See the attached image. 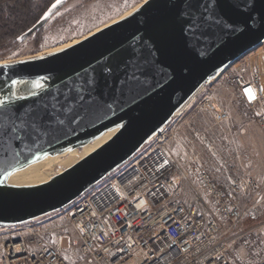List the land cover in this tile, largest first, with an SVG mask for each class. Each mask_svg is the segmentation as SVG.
I'll return each instance as SVG.
<instances>
[{"label":"water","instance_id":"95a60500","mask_svg":"<svg viewBox=\"0 0 264 264\" xmlns=\"http://www.w3.org/2000/svg\"><path fill=\"white\" fill-rule=\"evenodd\" d=\"M67 1L41 19L55 0L51 2L17 42L41 30ZM210 2L214 6V0ZM175 4L176 0H145L76 43L0 62V101L25 108L47 105L56 128L28 136L19 129L0 137V227L22 224L70 204L125 164L202 85L264 42V26L249 30L238 24L235 32H221L212 20L201 24L198 41H190ZM256 8L264 11V0H256ZM231 19L241 21L243 16L234 14ZM133 72L143 85L139 94L121 95L120 79ZM93 80L98 81L104 103L86 111L84 102L69 98L86 95ZM37 81L43 83L40 88L29 87ZM115 128L105 143L47 182L7 184L15 171L48 154L81 148Z\"/></svg>","mask_w":264,"mask_h":264},{"label":"built area","instance_id":"2783aa9c","mask_svg":"<svg viewBox=\"0 0 264 264\" xmlns=\"http://www.w3.org/2000/svg\"><path fill=\"white\" fill-rule=\"evenodd\" d=\"M222 77L264 132V76L248 54ZM210 91L211 82L202 85L188 106L206 111L215 124L226 123L229 111ZM174 116L123 166L61 210L0 227V264H235L224 236L241 220V199L255 182L229 174L214 179L199 170L185 196L168 149ZM255 264H264V257Z\"/></svg>","mask_w":264,"mask_h":264},{"label":"rangeland","instance_id":"374dc122","mask_svg":"<svg viewBox=\"0 0 264 264\" xmlns=\"http://www.w3.org/2000/svg\"><path fill=\"white\" fill-rule=\"evenodd\" d=\"M142 1L68 0L42 28L37 43L31 35L0 57V62L29 58L79 40ZM248 56L251 65L264 76V42ZM210 94L228 109L230 118L226 123L215 124L209 113L189 106L174 116L176 130L169 142L174 178L185 196L197 183L199 170L207 171L214 179L229 174L247 176L255 182L241 199V220L224 236L228 255L235 264H255L264 257V132L254 124L249 110L235 99L233 88L223 81L222 73L211 81ZM197 134L205 138L207 145L198 141ZM64 158L66 155L60 156ZM58 169L54 165L48 173L53 176ZM65 255L74 260L72 248H67Z\"/></svg>","mask_w":264,"mask_h":264},{"label":"snow or ice","instance_id":"6c2138e0","mask_svg":"<svg viewBox=\"0 0 264 264\" xmlns=\"http://www.w3.org/2000/svg\"><path fill=\"white\" fill-rule=\"evenodd\" d=\"M62 2L63 0H55V3L43 14L41 19H47L49 13ZM174 7L178 9L177 15L184 23L185 34L190 41H198L201 38V24L209 20H212L221 32H235L238 24H242L243 29L249 30L253 25L264 26V11L257 10L256 0H214V6L210 0H176ZM234 14L243 16V19L241 21L232 20L231 17ZM109 72L110 70H107L105 76ZM88 83L90 87L86 95L78 94L75 98H69L76 102H84L82 106L86 111L104 103L103 93L97 90L98 81L93 80ZM34 86L41 87L39 81L35 82ZM142 86L140 78L134 72L125 73L120 79L119 91L121 95H137ZM105 87H110L107 82H105ZM80 91L82 92L83 89ZM246 92L249 93V100H253L254 96L250 94L251 89H246ZM19 99H23V97H19ZM56 111L58 112L59 109ZM59 122L63 123V121ZM54 125L55 118L47 105L25 108L15 104L9 106L6 101H0V137L8 136L9 133L17 132L19 129H23L25 136L41 130L53 132L56 130Z\"/></svg>","mask_w":264,"mask_h":264},{"label":"bare ground","instance_id":"6f19581e","mask_svg":"<svg viewBox=\"0 0 264 264\" xmlns=\"http://www.w3.org/2000/svg\"><path fill=\"white\" fill-rule=\"evenodd\" d=\"M143 1H145V0H143ZM134 9L130 10L129 12H127L125 15H123L121 17L128 15ZM114 21H116V20H113V21L110 20V22L107 24H110ZM104 26H102V27H104ZM102 27H100V28H102ZM100 28L93 30L92 32H90L87 35H90V34L96 32ZM77 41L78 40H74L73 42H71L69 44L63 45L61 47H58L56 49H53V50L45 52V53H49V52L61 49L63 47H66L68 45L76 43ZM38 55H41V54H38ZM39 83L41 86L43 85L42 82H39ZM34 84H35V82L30 83L29 87L30 88H36L34 86ZM192 97L193 96H191L177 112H180L181 110L186 108L190 104ZM116 129L117 128L105 132L104 134H102L98 138L94 139L92 142H90L86 145H83L79 150L69 149V150H66L65 152H62L61 154H55V153L48 154L44 158H42L38 161H35V162L27 165L26 167L21 168V169L15 171L14 173H12L7 179V184L12 185V186H32V185H38V184L47 182L51 177L50 173H48V171L52 168V166L55 165V166L59 167V169L57 170L58 171L57 173L61 172L63 168L66 169V168L70 167L71 165H73L74 163H76L77 161H79L80 159H82L86 155L90 154L95 149H97L103 143H105L115 133ZM77 151H78V153H77ZM63 155H66V158L60 159V156H63Z\"/></svg>","mask_w":264,"mask_h":264},{"label":"trees","instance_id":"16d2710c","mask_svg":"<svg viewBox=\"0 0 264 264\" xmlns=\"http://www.w3.org/2000/svg\"><path fill=\"white\" fill-rule=\"evenodd\" d=\"M48 2V0H0V57L18 46L16 38L38 19ZM41 30L33 34L35 43L40 37Z\"/></svg>","mask_w":264,"mask_h":264},{"label":"flooded vegetation","instance_id":"af4514ba","mask_svg":"<svg viewBox=\"0 0 264 264\" xmlns=\"http://www.w3.org/2000/svg\"><path fill=\"white\" fill-rule=\"evenodd\" d=\"M54 0H50L49 2H48V4L46 5V7L51 3V2H53ZM46 7H45V9H46ZM44 9V10H45Z\"/></svg>","mask_w":264,"mask_h":264},{"label":"crops","instance_id":"0c3cea01","mask_svg":"<svg viewBox=\"0 0 264 264\" xmlns=\"http://www.w3.org/2000/svg\"><path fill=\"white\" fill-rule=\"evenodd\" d=\"M168 149H169V146H168ZM170 151V150H169ZM171 153V152H170Z\"/></svg>","mask_w":264,"mask_h":264}]
</instances>
